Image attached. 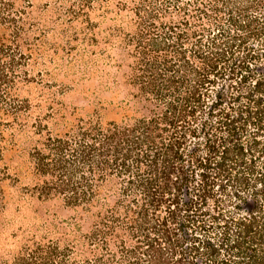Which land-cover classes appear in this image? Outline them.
<instances>
[{
	"label": "trees",
	"instance_id": "1",
	"mask_svg": "<svg viewBox=\"0 0 264 264\" xmlns=\"http://www.w3.org/2000/svg\"><path fill=\"white\" fill-rule=\"evenodd\" d=\"M64 1L87 23L74 58L109 2ZM31 8L0 0V264H264V0H117L135 99L118 118L58 108ZM25 195L80 207L89 230L27 221Z\"/></svg>",
	"mask_w": 264,
	"mask_h": 264
},
{
	"label": "rangeland",
	"instance_id": "2",
	"mask_svg": "<svg viewBox=\"0 0 264 264\" xmlns=\"http://www.w3.org/2000/svg\"><path fill=\"white\" fill-rule=\"evenodd\" d=\"M31 1L32 19L35 23L43 24L49 31L46 41L50 45L48 48H51L48 50L56 52L48 67L53 77L46 76L45 80L54 85L51 88L56 90V100L60 103L58 108L66 116L74 110L85 115L101 109L106 117L115 118L121 112L132 111L134 88L126 83L127 64L130 60L114 45L115 38L109 36L107 30L113 24L109 18L116 9L117 0H108L103 10V20L98 17L97 11L89 12L91 29L88 34L94 41L82 42L77 37L69 40L75 48L71 50L74 58H70L61 48L66 45V38L70 34H75L87 23L67 20L60 9L67 5L64 0ZM53 44H57V47L54 48ZM31 68V74H36L37 69ZM25 181L22 180L20 185L26 184ZM21 210L28 218L27 221H34L39 226L46 222L53 230H69L75 234L88 231L92 221L80 207L67 206L59 198L38 199L35 195H25L21 200Z\"/></svg>",
	"mask_w": 264,
	"mask_h": 264
}]
</instances>
